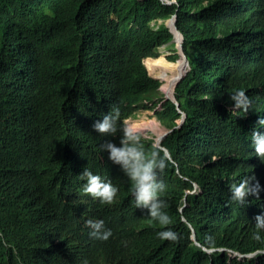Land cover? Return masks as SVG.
<instances>
[{
  "label": "trees",
  "instance_id": "obj_1",
  "mask_svg": "<svg viewBox=\"0 0 264 264\" xmlns=\"http://www.w3.org/2000/svg\"><path fill=\"white\" fill-rule=\"evenodd\" d=\"M165 1L172 0H0V212L5 213L0 219V264L77 262L80 247L69 246L73 231L65 236L61 212L53 209L65 207L62 182L74 184L76 191L85 182H73L75 176L63 180L65 172L84 167L109 179L118 191L104 207L86 193L66 192L65 199L75 202L89 197L87 210L62 212L66 222L80 215L68 222L88 256L78 264H108L92 259L105 247H123L124 264H227L220 254L209 257L201 249L222 243L242 255L264 251V231L253 230L255 215L264 209V193L243 205L222 203L226 197L212 207L200 205L226 192L235 176H254L261 184L263 170L255 166L245 133L250 134L247 128L259 111L264 115V0ZM172 16L188 61L172 92L186 115L179 126L177 106L159 92L166 80L148 74L182 64L177 48L168 61L156 49L174 38L167 23ZM238 89L251 101L247 112L230 108L229 95ZM113 102L119 110L118 130L100 134L92 125ZM140 110L154 111L156 121L172 129L161 142L171 161L159 170V179L170 218L166 227L177 233L176 240L156 237L161 226L136 208L130 181L99 147L109 139L119 143L120 126ZM141 141L146 151L155 149L154 140ZM220 141L228 157L225 164L209 155ZM192 150L200 154L190 158ZM210 163L223 167L226 181L218 187L214 172L211 186L198 198L186 197L188 204L180 212L182 190L193 178L198 190L207 186L198 170ZM229 165L232 171H227ZM15 208L29 210L30 217L19 218ZM87 219H102L111 236L102 240L89 235Z\"/></svg>",
  "mask_w": 264,
  "mask_h": 264
},
{
  "label": "clouds",
  "instance_id": "obj_2",
  "mask_svg": "<svg viewBox=\"0 0 264 264\" xmlns=\"http://www.w3.org/2000/svg\"><path fill=\"white\" fill-rule=\"evenodd\" d=\"M229 101L232 112H247L251 105V101L243 89H238L229 95ZM118 115L119 110L112 108L93 123V129L100 134H115L118 130ZM184 117L186 118L185 113ZM261 129H264V115L258 117L256 125L250 132L249 140V147L253 156L256 154L260 159L264 158V131ZM119 132V143H114L109 139L99 145L100 149L107 153L108 159L113 164L118 165L121 172L130 181L129 190L136 208L146 210L147 216L161 226V229L155 233L156 237L162 240H176L177 233L172 228L166 227L170 223V218L164 210L166 201L161 198L164 185L159 179V170L163 169L169 162L167 156L161 155L158 149L151 152L146 151L139 130L134 129L130 124L121 125ZM218 145L222 150L225 149L221 141ZM221 163L225 164L222 161ZM214 172H216L217 185L221 187L226 181L223 167L210 163L208 168L198 170L201 181L204 182L206 179L208 187L211 186ZM79 176L85 181L82 186L84 193L98 199L102 204H110L113 201L118 189L109 179L92 172L87 167L83 168ZM222 176H224L223 183ZM226 192L229 193L230 200L243 205L248 203L249 197L263 198L261 195L264 193V187L254 176H245L237 182H231L227 185ZM85 224L89 229V235L95 238L107 240L111 236V229L106 227L102 219H87ZM253 224V230L264 231V209L255 215ZM254 235L259 238L257 233ZM191 239L193 244L199 247V244L192 237ZM72 241L73 239L69 242ZM72 248L73 246L70 247V249ZM201 249L203 250V247ZM225 250L231 255L247 256V254L242 255L228 249ZM256 253L262 255L258 251L249 253V255L255 256Z\"/></svg>",
  "mask_w": 264,
  "mask_h": 264
},
{
  "label": "bare ground",
  "instance_id": "obj_3",
  "mask_svg": "<svg viewBox=\"0 0 264 264\" xmlns=\"http://www.w3.org/2000/svg\"><path fill=\"white\" fill-rule=\"evenodd\" d=\"M173 1L174 0H172V1H165V2L167 4H170ZM170 20H173V26L170 25ZM160 22H163V21L162 20L157 21V23H160ZM167 23H168L169 29L171 30L172 34L174 35V38L171 41L175 40L177 38V36H179V38H177V41H180V44H179L178 47H175V48H177V52L180 54L181 52H183L182 42H184V41H183V37H182L180 31H178V30L177 31H174V29L177 27V23H176V26H175V16H172L171 18H169L168 21H167ZM249 29L250 30H253V31H256L258 33V29L257 28H254V27L251 28V27H249ZM171 41H169L168 43H165V45L169 44ZM262 41H264V37H263V40ZM161 47H164V46H162V44H160L156 48V49L159 48V53L161 52L160 51V48ZM181 55L183 56V60H182V64H181V66H180L179 69L169 70V69H166L165 68L168 71V73H169L168 75H169L170 78L167 76L166 85H165V87L162 90L164 92V89L166 88V86H168V89H167L166 93L164 94V98L166 100L172 101L174 103V105H176V106H179L178 103H177V101L174 98L173 99H169L168 97H173L172 96V92H173L174 88L176 87L177 77H178L179 72L181 71L180 69L184 65V63H187L188 62L187 59H186V57H185V55H184V52L181 53ZM206 100H207V97H205V101ZM105 104L106 103L103 101L102 102V105H105ZM114 104H116V103L115 102H113V104L111 103V106L112 107L109 110H111L112 108H114L113 107ZM193 104L195 105V103H193ZM183 110H181V111L178 110L179 115L182 114V111ZM189 110H190V106H189ZM192 110L195 112V110H197V109L194 108V106H193V109ZM142 111L143 110H140V112H142ZM151 112L154 113V111H151ZM190 115L193 118H195L198 114H190ZM128 119L132 120L133 119L132 118V115L128 116L125 119L124 125H128L129 124V123H126V120H128ZM210 119L213 120V121H215L216 118L215 117H210ZM132 122L133 123H132L131 126L133 127L134 120H132ZM181 122L183 123V121L181 119H177V123H179L178 126L181 124ZM177 123H176V125H177ZM118 124H119V122H118ZM155 126H157V125H155ZM145 128H147V126L143 122V123H140L138 125V127L136 128V130H139V132L141 133V131L144 130ZM174 128H178V127L175 126ZM193 128H194L193 132H195V130H197V129L195 127H193ZM171 130L172 129H169L166 126L163 128V132H171ZM142 137L143 136L141 135V138ZM165 139H166V137H164V136L163 137H160L158 139V144H156L154 146V148L155 149H158V150H162V151H168L164 147V145H160V143L163 142V141H165ZM195 143L196 142L194 140V143L193 144H195ZM199 152H200L199 150H192L190 158L191 157H194V156H198V153ZM164 155L167 156V157H169L167 154H164ZM209 155L212 156V157H214V158H218L219 162H220V160L221 161L222 160L228 161V157H227L225 151L220 148V146L218 145V143L215 144V146H214L213 150L211 151V153L209 152ZM201 156L203 157L202 154H201ZM72 160H74V158L71 159L69 162H71ZM62 162H64V161H62ZM237 163H234L235 164V167L234 168H236ZM234 168H231V165H229L227 171H232V169H234ZM82 170L83 169L76 170V172H74L72 174H68V172H65L63 180H67V179H69L72 176H75V177H73L74 178L73 182L75 180H77V179L82 180L80 178V176H79L81 174ZM241 177H243V176H239L238 175V176L233 177L232 182H237ZM213 179H216V177L213 178ZM223 179H224V176H222V180ZM195 184H196V178H193L190 181V183H189V188L187 190H184V191L182 190L181 195L178 197V208H177V210H181L182 211L183 207H185L188 204V202L186 200V197H192L193 196L194 198H198L200 196L201 192H203L205 190V187L208 188V184H207V186L203 184L202 185V189H201V186H200L199 187V190H198V187ZM62 185L65 187L64 193H63V199H64V205H65V207H58L56 209H53V212L54 213L57 212V211H60L61 212V216H60L61 219L59 221V225H60V227L62 229H65V231L63 233L65 234L66 237H67L68 232L70 230L73 231V234H72L73 241L72 242H69L70 243L69 246L70 247L73 246V248L80 247L79 248L80 251H77L75 253V256L76 255L77 256L80 255V256H79V258H78V260H77L76 263H72L71 262V264H78V263H81L82 261H85L88 256L83 251V245L81 243V240L79 238L78 233L76 232V230H74L73 228H71L70 226H68V222L71 221V220H73L76 217H80V215L78 213H75L74 217L70 218V220L68 222H66L65 221V216L62 214V212H73V211L79 210V208H81L82 210H84V209L87 210L89 197L87 195V197L85 199H83V200H81L79 202H75L73 199L67 200V199H65V197L68 196V193H66V192L76 193V196H79V195H81L84 192L82 190L81 191L80 190L79 191L74 190L73 189L74 184L70 185V184L67 183L65 185V183L62 182ZM193 188H194V193H195L194 195H193V191H192ZM221 198H225L222 203L229 201V203H231L233 205H241V204H239V203H237L235 201L230 200L229 199V193L227 194V192H222L220 194H215L212 197H210L205 204H200V205L207 206V207H212L213 205L216 204V201L219 200V199H221ZM217 204H221V202H218ZM102 205H103V207L105 206V204H102ZM190 205H194V204H190ZM40 208H42V207H38L37 208V211H39ZM107 209H110V207H108ZM12 212H15L17 215H19V218H20V216H28V217H30V215H31V212L29 210H27V211L24 212L23 211V208H15V210H12ZM0 213H3L2 215H0V219H1V218H3L5 216V213L4 212H0ZM13 214L14 213H12L11 216H13ZM134 214L135 215H139L138 213H134ZM190 214H192V213L187 214L186 217L189 216ZM220 215L221 214L219 213L218 216H220ZM54 218L56 219V217H54ZM218 218H222V217H218ZM182 222L187 227H190V228H191V225H193L192 223L188 222L187 219L184 218V217H182ZM20 225H21V223H20ZM215 227H216V229H223V228H218L217 226H215ZM18 228H22V227L21 226H18V227L15 226V230H17ZM191 237L194 239V231L191 232ZM225 245L226 244L222 243V247L219 246V245H216L213 248H208V246H206L205 248H203V250H204V252L207 253V255L209 257H212L215 254H216V256L218 254H220V257L221 258H225V261H226L227 264H229L232 260L238 261L237 264H264V251L263 250H258V252L262 254L261 255L262 257H259V258H256V257L251 256V255L250 256H235V255L229 254L225 250ZM134 251H135V253H137L136 250H134ZM124 252L125 251H124L123 247H115V248H113V247H105L102 250H100L98 253L92 255V259L94 261H96V262H98V261H104V262H106L108 264H114L115 262H118L119 264L120 263H123L124 264V263H127V261L125 259H123V257H122L123 254H124ZM145 255H146V253H145ZM208 263L211 264L210 262H208ZM141 264H153V263H148L147 261H143V262H141ZM201 264H206V263H201Z\"/></svg>",
  "mask_w": 264,
  "mask_h": 264
},
{
  "label": "rangeland",
  "instance_id": "obj_4",
  "mask_svg": "<svg viewBox=\"0 0 264 264\" xmlns=\"http://www.w3.org/2000/svg\"><path fill=\"white\" fill-rule=\"evenodd\" d=\"M170 25L173 26V20H170ZM177 38H179V36H177ZM177 38L175 40L171 41L167 45H165V43L162 44V46H164V47L160 48V51H161L160 55H162L161 58L163 60L168 61L167 59H170L169 57L172 56L173 49L176 50L175 47L179 46L180 41H177ZM148 73L150 74V76L155 77V78H158V76L160 74V76L164 80H167V76L169 77L168 71L165 68H163V67L160 68V69L156 68L154 71H151V72H149V70H148ZM167 89H168V86H166V88L164 89V92L163 91L161 92L160 90H159V92L161 94H165ZM168 98L169 99H173V97H168ZM177 108L179 110V106H177ZM137 113H136V115H132V118H133L132 120H134L133 128L136 129L140 123L144 122L146 124L147 128L142 130L141 133H140L143 136L144 139H152V140L155 141V145H156V144H158V139L160 137H163L167 133H169V132H163V128L164 127L159 123L158 120L156 121L157 118L154 116V113H152L151 111H147V110L146 111H142V112L138 111ZM259 116H262L260 111L254 117V122H252V124L247 128V130L252 131L253 127L256 125V122H257ZM179 118L182 121L185 120L184 112L181 115H179ZM132 120H130V119L126 120V123H129L130 125H132V123H133ZM248 121L249 120L247 119V120L241 122L240 128H241V125L244 122H248ZM155 125H157V126H155ZM261 131H264V129H261ZM245 136L249 137V139L247 140V141H249L250 140V134H246L245 133ZM160 145H161V143H160ZM162 152H163V154H167L169 156L168 160L171 161V157H170L169 153L167 151H162ZM254 163H255V166H258V167H260L263 170V177L261 178V184H263L264 183V158L260 159L256 154H254Z\"/></svg>",
  "mask_w": 264,
  "mask_h": 264
},
{
  "label": "water",
  "instance_id": "obj_5",
  "mask_svg": "<svg viewBox=\"0 0 264 264\" xmlns=\"http://www.w3.org/2000/svg\"><path fill=\"white\" fill-rule=\"evenodd\" d=\"M174 31H177V29L175 28L174 29ZM181 53H183V52H181ZM185 58V57H184ZM182 78V77H181ZM257 255V254H256ZM239 256H241V255H239ZM247 256H250L249 254H247ZM255 257V256H254Z\"/></svg>",
  "mask_w": 264,
  "mask_h": 264
}]
</instances>
